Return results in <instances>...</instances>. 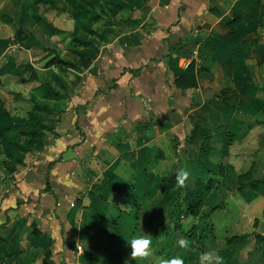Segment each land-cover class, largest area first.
Here are the masks:
<instances>
[{
    "label": "rangeland",
    "instance_id": "rangeland-1",
    "mask_svg": "<svg viewBox=\"0 0 264 264\" xmlns=\"http://www.w3.org/2000/svg\"><path fill=\"white\" fill-rule=\"evenodd\" d=\"M119 1L118 6L115 0H52L53 4L0 0V128L16 123L25 130L0 132L2 175L10 172L14 177L39 168L40 176L34 180L44 190L48 161L59 159L65 164L56 167L58 173L69 172L70 178L54 179L52 184L68 190L71 202L79 200L86 209L107 204L104 219L91 224L104 230L107 239L97 241L102 245L96 248L100 236L93 234L88 222L83 223L79 240V228H74L72 238L80 247L72 264H112L113 254L114 264H160L176 255L183 256L184 264H197L202 252L213 249L224 257V264H264V0H250L252 6L248 1L249 19L234 34L225 26L228 20L215 24L221 50L216 59L229 65L215 69L217 81L207 85L205 95L218 101L209 102L206 109L192 105L202 103L196 91L182 95L174 91L165 99L164 81L171 78V71L165 55L156 49L139 77L143 87L162 92L157 98L145 99L135 76L121 77L122 67L137 50L126 49L128 44L159 27L157 19L164 15L168 0H143L140 7L131 0ZM35 11L44 19H36ZM197 28L199 22L192 27ZM197 34L199 44L184 52L187 59L198 56L196 51L207 38ZM76 37L93 39L94 44H78ZM163 42H170L169 37ZM80 50L93 61L78 67L76 63L86 61ZM203 53L204 58L211 54ZM198 62L200 69L207 66L200 58ZM232 62L240 72L237 85L226 79L227 73L233 74ZM150 76L162 79L151 81ZM230 103L237 106L235 111ZM138 105L145 109L146 121L154 116L153 132L158 135L140 159L145 173L152 171L157 178L146 180L141 194L129 190L134 179L124 182L131 160L112 135L119 126L131 130L128 110ZM38 124L54 132L41 130ZM130 140L134 150L140 140ZM157 149L158 163L148 165ZM181 168L190 173L178 197L181 206L164 207L166 191L177 187ZM258 180L262 183H251ZM9 186L4 179L3 189ZM197 188L198 194L205 193L202 198L188 195L187 190ZM138 231L153 240L152 254L134 259L124 238ZM242 235L248 237L236 241ZM180 236L191 242L189 249L178 247ZM90 251L97 257L83 259Z\"/></svg>",
    "mask_w": 264,
    "mask_h": 264
},
{
    "label": "crops",
    "instance_id": "crops-1",
    "mask_svg": "<svg viewBox=\"0 0 264 264\" xmlns=\"http://www.w3.org/2000/svg\"><path fill=\"white\" fill-rule=\"evenodd\" d=\"M248 1L250 0H168L163 7L164 15L157 19L159 27L152 32H142L141 39H139L137 43L133 42L132 44H128L126 49L136 48L137 50H135V54L132 57L128 58V63L122 67L120 73H124V75L121 77L125 75L135 76L133 77L135 80L134 83L137 84V87L139 85V90L142 91L145 99L150 100H154L158 97V94L162 92L165 95V99H169L171 93H174V91H179L181 95L189 91H196V93H198L197 98H199L197 100H202V103H192V105L206 109V104L208 105L209 102L218 101L214 97H207L205 95L206 91L209 90L207 85H213V83L217 81L215 69H221L229 65L228 63L220 62L219 59H216V54H218V52L220 53L221 50L219 51L220 48L216 39L217 33L215 24L219 21L228 20L225 26L230 31L229 34H234L236 31L238 32L244 26L245 19H249V13L251 12L250 7L253 5V2L250 1L252 2L251 4ZM248 3H250L251 6H248ZM114 4L118 6L121 5L119 0H116ZM171 6H173V8H171L170 12ZM144 7L147 6L145 5ZM231 13L233 14L231 15ZM235 17L239 18V22L235 25L234 32H232L229 23L232 22ZM174 22H177V24L174 25ZM195 22H199L201 28L192 29ZM197 33L207 34V38L204 39L200 48L196 51L198 52V56L192 55L187 59L184 52L189 50L191 44L198 43L196 39L198 36ZM168 37L170 42L164 43L163 39ZM82 41L92 42L89 45L94 44L93 39ZM81 45H88V43ZM148 45H150V47H148ZM152 46L156 48H151ZM139 47H142L141 50L138 49ZM154 49H156V51L158 50V53L161 52L165 55L164 61L171 71V78H169L168 81H164L165 86L168 88L167 91L160 92L159 90H154L152 87L145 88L143 87L141 77H139L140 73L141 76H144L143 71L146 69L144 64L149 62V59L153 57L151 53ZM203 50L211 54L209 56L206 55L204 58L203 54L205 53H203ZM84 53L86 54V52ZM199 58L207 65L202 68L203 70L199 68ZM209 59L210 61H208ZM192 60L196 61L198 87L182 90L175 85V80L184 73ZM92 61L91 58L90 62ZM81 67L83 68V66ZM232 67L233 74L227 73L226 79L237 85L238 74L240 72L237 71L238 68L236 67V63L232 62ZM118 77L119 76H117L116 79ZM201 78L204 79L201 80ZM149 79L151 81H157L162 78L150 76ZM119 81L120 80H118L117 83ZM202 94L205 95L206 98L201 97L200 95ZM219 102L224 103V101L221 100H219ZM229 107L234 110L237 106H235L234 103H230ZM175 108L177 109V105ZM105 109L108 111L110 108L105 106ZM195 109L191 111L194 112ZM143 111H145V109L139 105L138 108L129 109L126 122H130L131 130L126 131L123 127L119 126L112 134L116 146L124 150L123 156L131 160L126 170L128 177H123L124 182L127 179H134V185L132 189L129 190L136 191L138 194L145 191L143 184L146 180L157 178V175L152 171L147 170L145 173L143 169L145 165L143 164L142 166L143 162L141 163L140 161V159L143 160L141 157L152 149V145L154 144L151 143L158 139V135H155L156 133L153 132V127L156 123L153 120L154 116L151 114L152 116L146 121V119H144L146 115ZM97 123H99L98 120ZM150 123L153 125L151 126ZM138 125L150 126L152 132L150 131L151 133L149 134L145 131H140L137 129ZM46 129H48L49 132H54L50 128L46 127ZM132 137L135 142L138 140L141 141L137 142L138 147L133 148L134 150L129 148V142ZM187 139L188 136L185 140ZM159 159V152L157 149L155 159L149 161L148 165H155L156 162L158 163ZM58 161L60 160L51 159L48 161V169L46 168L47 172L44 170L46 177L44 178L47 183V188L44 190L40 189L35 184L34 180V176H40L41 171L39 168L36 170V167H33L29 172L15 173L14 177L8 172L10 175L5 176L1 173L2 162L0 161V264H72L71 259L74 257V254L79 251L76 250L80 247V241L78 240L82 236V231L84 229L83 223L88 222L89 225H87L93 228L91 224L100 223L104 219L103 215L107 214L106 208L104 207L107 204L96 205L98 209H86V207L78 205L80 203L79 200L71 202V198L66 196L68 190H62V188H58V186L52 184L54 179L61 182H68L70 178L69 172L58 173L59 168L56 167L65 164V162L62 163ZM9 162H11V160H9ZM60 168L62 169V166ZM4 179H8L10 183V186L5 190L3 189ZM51 185H53L52 188ZM113 190L112 193L118 192V190ZM99 211L102 212V216H96L97 213H101ZM84 224L86 225V223ZM76 227L79 228L77 241H75L76 238H72V235H74L73 229ZM96 228L97 227L93 228V234L96 237L100 236L99 240L95 238L96 242H94V246L97 248V246L102 245V242L97 243V241L107 239V235L104 230L97 231L95 230ZM84 256L83 259H88L89 257L94 259L97 257V253L96 251H90L85 253Z\"/></svg>",
    "mask_w": 264,
    "mask_h": 264
},
{
    "label": "trees",
    "instance_id": "trees-1",
    "mask_svg": "<svg viewBox=\"0 0 264 264\" xmlns=\"http://www.w3.org/2000/svg\"><path fill=\"white\" fill-rule=\"evenodd\" d=\"M133 1L134 3H136L137 7H140V6H143V0H131ZM35 3H48V4H53L52 0H34ZM115 3H116V0H115ZM34 16L36 19L38 20H43L44 18H42L37 11L34 12ZM239 22V18L238 17H235L234 20L232 22L229 23V26L230 28L232 29V32H234V27L235 25ZM75 42H77L78 44H91L92 42L90 41H82L78 38H74ZM80 56L82 58H84L86 61L84 62H78L76 63L75 65L76 66H80L82 64H84L85 62H88V61H91V58L88 57L84 51L80 50ZM84 68V67H83ZM175 85L182 89V90H185V89H188V88H191V87H195L197 88L198 87V80H197V76H196V61L195 60H192L188 67L185 69L184 73L182 75H180L176 80H175ZM37 127L39 129H46V127L42 124H38ZM137 129L140 130V131H145L146 133H151L152 130L150 128V126H147V125H138L137 126ZM151 131V132H150ZM0 132H4L8 135H12V134H16V133H25V130H23V127L19 124H16V123H13L7 127H2L0 128ZM171 179V178H170ZM164 180V179H163ZM251 183H255V184H261L262 181L258 180V181H253ZM182 187L180 186H177L175 189H168L166 191V196H165V199L163 201V205L164 207H173V206H178L180 207L181 206V203H179V199L178 197L181 195V189ZM188 191V195L191 194V197H195L197 199V195L200 196L201 198L203 197V195H205V193H201V194H198L199 190L198 188L195 189V190H187ZM202 192V191H201ZM192 198H191V202H192ZM202 202V201H201ZM186 205H189L188 202ZM190 206H188L189 208ZM190 211V210H189ZM175 229L176 230H180L179 227H177L175 225ZM248 236L247 235H242V236H239L236 238V241H242L243 239L247 238ZM264 238V236H262V239ZM114 258V254L111 256V263L114 264L113 262H115V260L113 259ZM87 264H94L93 262H90V263H87Z\"/></svg>",
    "mask_w": 264,
    "mask_h": 264
},
{
    "label": "clouds",
    "instance_id": "clouds-1",
    "mask_svg": "<svg viewBox=\"0 0 264 264\" xmlns=\"http://www.w3.org/2000/svg\"><path fill=\"white\" fill-rule=\"evenodd\" d=\"M189 175L190 173L188 170L183 168L178 169L176 173L177 186L183 187ZM124 239L126 245L131 248L130 256L132 258H146L152 254L153 240L143 231L129 232L127 238ZM176 244L179 248L187 250L191 242L187 238L180 236L176 240ZM160 264H184V258L182 255H176L167 260H160ZM197 264H224V257L218 254L214 249L205 251L199 255Z\"/></svg>",
    "mask_w": 264,
    "mask_h": 264
}]
</instances>
